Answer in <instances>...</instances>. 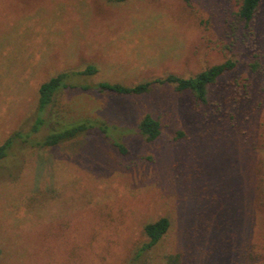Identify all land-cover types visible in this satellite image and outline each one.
Masks as SVG:
<instances>
[{
    "label": "rangeland",
    "instance_id": "374dc122",
    "mask_svg": "<svg viewBox=\"0 0 264 264\" xmlns=\"http://www.w3.org/2000/svg\"><path fill=\"white\" fill-rule=\"evenodd\" d=\"M240 2L0 0V143L29 129L39 85L60 72L92 65L67 83L133 85L235 62L204 103L171 85L57 92L35 139L57 122L129 129L145 114L161 132L115 134L126 153L96 131L15 146L0 167V264H128L160 217L169 229L139 264H264V0L248 26Z\"/></svg>",
    "mask_w": 264,
    "mask_h": 264
},
{
    "label": "trees",
    "instance_id": "16d2710c",
    "mask_svg": "<svg viewBox=\"0 0 264 264\" xmlns=\"http://www.w3.org/2000/svg\"><path fill=\"white\" fill-rule=\"evenodd\" d=\"M259 3L260 0H241L237 11V17L244 26H248L253 19ZM234 67L235 62L227 59L224 62L212 65L190 77L184 78L168 73L162 77L152 78L133 85H124L122 83H111L107 81H101L93 85L67 83L68 78L72 75L88 76L95 74L97 70L92 65H87L84 69L71 73L60 72L39 85L37 89L36 106L29 129L25 132L20 129L14 130L0 143V167L6 161L15 146L21 148L32 147L35 149L54 147L89 131H96L106 139H110L109 142L111 145L121 153H126V149L123 144L117 141L115 137L117 133L122 134L127 131H133L138 138L146 142H151L160 135L161 127L159 121L152 115L145 114L129 129H119L116 125H110L103 120L81 118L66 123L57 122L59 124L58 127H52V129H49V131L39 139L33 138V136L46 125L47 110L53 103L56 93L62 89L77 87L83 91L94 90L99 93L106 92L117 96H130L146 94L155 86L171 85L176 91L189 92L197 102L204 103L208 88L220 77L232 71ZM110 136L114 138L112 137L111 139ZM169 225V220L166 217H160L155 221L146 223L142 230L147 240L135 252L128 264H139L138 260L142 254L154 247L163 238L169 229ZM164 258V264H175L178 261L177 255L168 254L165 255Z\"/></svg>",
    "mask_w": 264,
    "mask_h": 264
}]
</instances>
